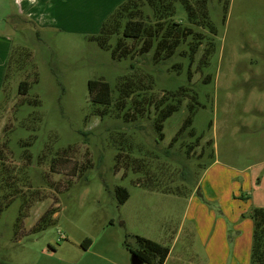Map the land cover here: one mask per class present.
<instances>
[{
	"label": "rangeland",
	"instance_id": "1",
	"mask_svg": "<svg viewBox=\"0 0 264 264\" xmlns=\"http://www.w3.org/2000/svg\"><path fill=\"white\" fill-rule=\"evenodd\" d=\"M126 1L37 0L19 16L0 0V34L13 44L6 84L0 68V264H133L127 244L137 249L140 234L172 249L165 264H252L247 207L264 208V0L194 1L207 6L212 33L196 9L192 23L175 3L172 19L203 39L196 53L185 44L166 60L131 38L130 54L115 57L122 33L101 46L103 25ZM90 80L110 84V105L93 101ZM127 82L136 91L122 101ZM176 103L160 139L155 119ZM191 103L192 127L179 131ZM149 175L188 193L202 179V189L194 198L136 185ZM242 177L252 191L228 204ZM117 186L130 193L122 205ZM233 209L249 219L215 252L195 223L220 234Z\"/></svg>",
	"mask_w": 264,
	"mask_h": 264
},
{
	"label": "trees",
	"instance_id": "2",
	"mask_svg": "<svg viewBox=\"0 0 264 264\" xmlns=\"http://www.w3.org/2000/svg\"><path fill=\"white\" fill-rule=\"evenodd\" d=\"M194 1L197 3L200 2L202 5V1L204 0H127L125 3L120 4L118 9L114 11L109 20L103 25V28L101 29V35L98 37L99 42L101 46L106 49L109 45V37L114 34L122 33L123 38H120L118 45H116L113 50V55L115 57H123L130 54L131 51L124 48L126 38L138 40V42L143 40L144 45L140 47V50L144 53L150 51L154 46L156 48L154 54L156 60H166L170 58L177 53L180 47L185 44L190 46L189 48L192 53H196V49L201 44L203 36L195 38V35H199L201 33L198 32L194 34L192 31L193 29H191L189 26H184L182 23L176 22L172 19L174 13L176 12L174 6L175 3L181 2V4H183V6L188 9L190 21L194 23L195 17L199 16L201 23L205 26L207 25L211 30L210 32L212 33L214 27L206 20V18H208L207 6L203 3L201 9L197 10V8H194V6H196ZM147 5L152 8L153 15L151 16V19L153 18L155 21L151 22L150 15L143 13V7ZM195 9L197 11V16L195 15ZM191 36H194L196 40L194 38L192 39ZM207 52L209 54L210 48ZM208 54H205V57ZM11 59H13V55ZM11 59L7 74L5 76V84L10 73ZM205 62L206 58H204L203 63ZM123 85L124 89H121V91L124 95L122 94L123 96H120V99L122 97V101L123 99L130 97V95L132 93L134 94L136 91L135 88H131L129 86L128 82L124 83ZM88 86L89 91L92 94L91 97L95 103L103 104L104 106H108L112 103V88L108 82L103 80H90L88 82ZM29 88L30 83L28 81L21 82L20 92L22 94H27L29 92ZM167 105L164 110L158 114L159 117L155 119V127L157 128L159 135H161L160 139H164L163 122L178 110L177 103L175 105H171L170 107ZM189 109L191 114L186 118L185 123L182 125L179 131L192 127L193 115L195 114V104L191 103L189 105ZM97 112L103 115L107 113L108 110L105 109L102 111V109L99 108ZM156 121L158 122L156 123ZM193 132L194 130L192 129L190 131L191 137H194ZM176 139L177 135L172 139V141L175 142ZM212 150L210 154L211 156ZM138 168H141V166L139 165ZM137 171L140 172V170ZM182 174H184L182 181L185 184H189L188 181L190 180L193 173L191 171H184ZM136 185L142 186L152 191H159L178 196H182L184 194H189L190 196L196 189L197 191H200L198 184L191 193H188L186 189H182L181 185H178L174 189H169L167 187L168 185L162 187L160 184H158V181L152 177V175L148 176L147 181H137ZM115 190L118 196L119 205L124 204L130 198V193L126 187L117 186ZM250 216L253 220L251 261L252 264H264V208H253L250 212ZM136 238L139 244L137 249H134L129 244H127V248L131 254L137 255L148 264H165L166 259L169 256V252L171 251L167 245L151 240L150 238L144 236H137ZM86 244L90 246L92 241L88 239Z\"/></svg>",
	"mask_w": 264,
	"mask_h": 264
},
{
	"label": "crops",
	"instance_id": "3",
	"mask_svg": "<svg viewBox=\"0 0 264 264\" xmlns=\"http://www.w3.org/2000/svg\"><path fill=\"white\" fill-rule=\"evenodd\" d=\"M36 1L37 0H13V4L16 7L15 9H16L17 15H19V16H24V15L30 16V14H31L30 11H31V9H33ZM26 12H28V13L26 14ZM11 40L12 39H10V37H5V36H2V34H0V68H1V71H2V74H1L2 79H4L6 74H7L9 62H10V59L12 57L11 54H12V50H13V44L11 43L12 42ZM215 162H214V164H215ZM201 180L202 179H200V183L198 184L200 191L202 189V185L200 186ZM206 180H207V177H206ZM241 180L239 182L237 180V178H233V182L234 181H238L239 182V183L237 182L238 184L236 183L237 187H238V190H233L232 193H230V195L228 196V199H227L228 200L227 201L228 204H230L231 201H232L231 203H233L234 201H237L238 197H240V195L242 197H244V194L245 195H247V194L249 195L250 192L252 191L251 188H248V185H251V181L248 178H245V177H242ZM200 191H197V189H196L190 195V197H194V195H195L194 193L195 192H200ZM240 191H241V193H240ZM160 193H163V192H160ZM166 194H169V193H166ZM204 194L207 196L206 192H204ZM169 195H172V194H169ZM176 196H178V195H176ZM218 199H220V198H218ZM220 206H221V202H220ZM226 208H227V210H229L228 209L229 207H226ZM221 211L223 213L226 212V210L222 209V208H221ZM240 211H242V210L240 209ZM243 211H246V210H243ZM234 212H235V209H233L232 215L230 214L228 216V218L231 219V221H232L231 224L230 225H226L225 228L221 227L220 228L221 229L220 234H218V228L216 229V231H214V229L218 226V224H217V226L215 225L214 228H213L212 225H209V224L205 225V223H203V225H201L199 223V221L195 223V224H197L198 231H200V229H201L200 233L201 234L205 233L203 235L204 237H206L205 241L207 240V238H211V237H212V241L214 239V241H215V243H214L215 252L222 253V251H221L222 248L219 247V244L227 243V242L231 243L232 241H235V240L237 242V240L239 239V236H241V234L243 233V230H244L243 225L245 223V220H247L249 218H247V216H245L244 214H240V217L236 216V214L234 215ZM250 212H251V210H248V207H247L248 215H250ZM233 216H234L235 219H232ZM219 219L221 220L222 223L225 222L222 216L219 217ZM248 230L253 233V226H252L251 229L248 228ZM140 235H144V236H147L148 238H151L150 236H148L146 234H140ZM152 240H155V239L152 238ZM157 242L162 243L160 241H157ZM162 244H164V243H162ZM171 251H172V249H171ZM171 251H170V253H171ZM170 253H169V256H170ZM169 256H168V258H169ZM166 260H168V259H166Z\"/></svg>",
	"mask_w": 264,
	"mask_h": 264
},
{
	"label": "water",
	"instance_id": "4",
	"mask_svg": "<svg viewBox=\"0 0 264 264\" xmlns=\"http://www.w3.org/2000/svg\"><path fill=\"white\" fill-rule=\"evenodd\" d=\"M132 262L133 264H143L144 263V261L140 257H138L137 255H133V254H132Z\"/></svg>",
	"mask_w": 264,
	"mask_h": 264
}]
</instances>
